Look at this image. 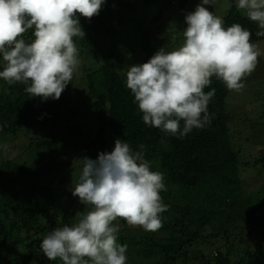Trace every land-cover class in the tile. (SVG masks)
<instances>
[{
    "label": "trees",
    "instance_id": "16d2710c",
    "mask_svg": "<svg viewBox=\"0 0 264 264\" xmlns=\"http://www.w3.org/2000/svg\"><path fill=\"white\" fill-rule=\"evenodd\" d=\"M170 1L155 7L159 0H143L148 23L132 16L137 11L132 0H106L98 15L80 17L85 37L74 42L79 58L82 54L87 61L58 100L42 101L31 97L26 85L0 79V140L25 130H45L31 136L17 155L0 159V264H60L49 261L39 245L54 228L72 224L61 205L66 195L71 197V190L65 194L67 171L74 167L79 172L85 156L96 160L99 153H110L116 138L134 151L145 145L151 170L164 175L166 191L160 195L168 205L157 231L130 228L118 218L117 243L127 245V264H264V183L246 188L241 177L246 170L264 167V153L252 160L234 136L235 119L227 106L230 91L212 77L205 88L216 90L208 105L211 124L177 138L145 125L126 87V62L137 59L142 64L161 47L174 49L163 15L171 6L185 14L192 10L188 0ZM233 23L251 31L252 42L264 38L236 2L224 16L225 28ZM23 38L30 41L31 30ZM95 49L101 53L93 56ZM243 130L248 134L254 126L243 125ZM57 148L73 149L74 154L43 166L41 161ZM209 244L215 253L202 249Z\"/></svg>",
    "mask_w": 264,
    "mask_h": 264
},
{
    "label": "clouds",
    "instance_id": "9594fccd",
    "mask_svg": "<svg viewBox=\"0 0 264 264\" xmlns=\"http://www.w3.org/2000/svg\"><path fill=\"white\" fill-rule=\"evenodd\" d=\"M201 0L185 14L183 42L172 50L159 48L145 63L128 66L126 87L142 113L145 125L184 138L193 129L211 124L208 105L215 88L205 92L212 77L229 91L244 89V79L261 55L252 33L239 23L225 28L222 17ZM106 0H0V79L22 83L31 97L58 100L79 70L81 60L74 38L84 39L80 17L98 15ZM236 8L258 25L264 36V0H236ZM79 14V15H77ZM31 30L32 39L23 38ZM182 122V124H181ZM134 151L116 138L114 149L82 166L71 193L86 210L75 222L44 235L39 247L49 261L60 264H127V245L117 243L118 221L145 231L162 227L168 210L161 191L164 175L145 160V145ZM117 222V223H114Z\"/></svg>",
    "mask_w": 264,
    "mask_h": 264
},
{
    "label": "rangeland",
    "instance_id": "374dc122",
    "mask_svg": "<svg viewBox=\"0 0 264 264\" xmlns=\"http://www.w3.org/2000/svg\"><path fill=\"white\" fill-rule=\"evenodd\" d=\"M143 0H132V3L135 4L137 11L132 16L135 18L141 19L145 18V21L148 23L151 19L149 15L144 13L143 9ZM169 3H172L168 0ZM201 0H188L187 7L189 10L194 11L196 5L200 3ZM236 2V0H213L211 5H206L210 11H212L215 15L220 16L224 20V16L227 14L228 10L232 6V4ZM163 4V0H159V2L154 5L155 7H161ZM145 5V4H144ZM163 17H166L163 21L165 22L164 29L166 32H169L168 38L169 42L173 44V48L178 47L183 42V28L186 27L184 17L185 13L181 10H175L174 7L171 6L170 12H165ZM176 32L175 34H171L170 32ZM157 34V33H156ZM125 35V34H123ZM158 36V34H157ZM257 45L261 55L258 57V63L255 70L248 75L243 83L245 84L244 90L241 92L230 91L229 99L227 100V106L233 112L234 123L232 125L234 136L239 140L240 146L246 148L247 155L252 156V160H254L253 156H260L264 153V38L253 42ZM168 44V43H167ZM93 52V56L101 53V50L95 49ZM81 54L80 58L82 59L81 63L87 61V59ZM135 62L129 60L123 65L122 73L125 74L128 66L137 65V59H134ZM243 125L247 128L251 125L254 126V130L247 134L246 131L243 130ZM42 134L45 133V130L42 128H36L35 130H25L21 131L18 134H11L0 140V155L2 153L1 158L15 156L18 154L20 149H23L30 141V137L34 134ZM246 140V141H244ZM72 151L66 152L63 148H57L54 152H49V155L46 159L41 161L43 166L52 165L59 158L67 159L73 156ZM22 152V151H21ZM20 152V153H21ZM19 159L24 160V154H20ZM260 167V166H259ZM252 168L250 170H246L242 174L243 185L246 188H259L262 183H264V167L262 168ZM79 172L76 171V168H69L67 171L68 184L66 186L65 194L72 189V186L76 183L78 179ZM258 177V178H256ZM254 180V181H253ZM62 207H64L65 211L70 216L72 223L75 222V214L80 210H86L80 204L79 199L74 197L71 193V197L66 195L61 201ZM261 215V221H264V209ZM264 225V224H262ZM132 228V226H130ZM264 231V227H263ZM257 232L252 234V238L255 239ZM257 242L253 241L255 244ZM202 245L198 250H201ZM207 254L215 253V250L211 249V245H207V248L203 247ZM199 263V262H198ZM192 263V264H198Z\"/></svg>",
    "mask_w": 264,
    "mask_h": 264
}]
</instances>
